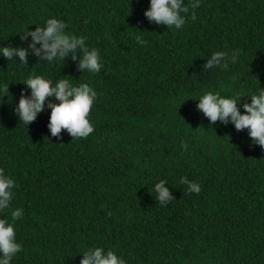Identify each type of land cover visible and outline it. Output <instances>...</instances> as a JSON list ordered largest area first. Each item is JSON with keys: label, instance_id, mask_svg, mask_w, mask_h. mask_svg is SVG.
Segmentation results:
<instances>
[{"label": "trees", "instance_id": "trees-1", "mask_svg": "<svg viewBox=\"0 0 264 264\" xmlns=\"http://www.w3.org/2000/svg\"><path fill=\"white\" fill-rule=\"evenodd\" d=\"M149 6L0 0V47L27 54L24 63L0 56V168L17 185L0 219L23 209L15 227L22 250L11 264H79L92 246L115 250L126 264H264V150L247 129L210 125L195 100L205 90L264 88V0H202L182 30L150 22ZM53 16L99 49L98 74L79 69V53L49 65L29 47L31 36L21 39ZM215 50L239 54L226 68L208 69ZM33 73L97 91L87 138L66 129L52 136L47 107L28 126L19 121L14 108L22 91L30 93L23 81ZM182 177L201 191L188 192ZM161 179L174 198L166 205L152 191Z\"/></svg>", "mask_w": 264, "mask_h": 264}, {"label": "clouds", "instance_id": "clouds-1", "mask_svg": "<svg viewBox=\"0 0 264 264\" xmlns=\"http://www.w3.org/2000/svg\"><path fill=\"white\" fill-rule=\"evenodd\" d=\"M202 0H149V7L144 16L157 25H164L168 29L182 30L189 16L196 19L195 9L201 6ZM66 23L56 17L46 18L43 26L36 25L34 31L25 30L21 39L28 36L32 38L29 46L35 54L48 61L49 65L55 62H63L64 58L71 54L76 59L79 56L78 67L89 76L98 74L104 67L99 49L89 47L83 35H77L66 31ZM138 44L145 43L141 35L135 37ZM40 48H36V44ZM239 53L234 51L231 55L224 50L212 51L204 67L208 69L226 68L228 62L235 63ZM0 56L13 60L18 56L21 63L26 62L27 54L24 48L0 47ZM23 84L30 90L25 96L23 91L18 104L14 108L19 121L29 125L37 114L45 107L51 109L49 123L52 136L61 139L62 129L76 139L87 138L94 126L90 122V111L97 98V91L88 82L74 83L72 79L61 78L53 81L43 74L28 75ZM6 86V91H7ZM241 96L250 97V103H242ZM53 98V99H49ZM47 100V104H46ZM196 109L209 119L210 125L216 121L234 125L237 131L247 129L248 136L253 146L259 145L264 150V88L259 87L250 93H237L234 95H222L218 91L205 90L199 97ZM56 101H59L57 103ZM239 105V107H238ZM241 107L243 112H241ZM187 150L188 144L181 141L180 145ZM166 180L161 179L153 185L152 191L156 194V200L161 205H166L174 199L169 188L164 187ZM180 183L187 185L190 193H199L200 185L195 181H189L182 177ZM17 187L15 178L0 168V213L9 210L11 202L15 198L14 189ZM11 219H0V264H11L12 259L22 250V244L16 239V221L23 215L22 208L11 209ZM79 264H126L125 259L119 256L113 249H105L101 246H92L80 254Z\"/></svg>", "mask_w": 264, "mask_h": 264}]
</instances>
